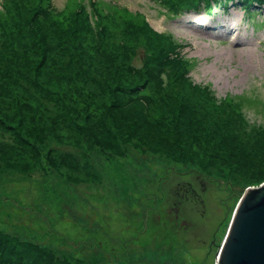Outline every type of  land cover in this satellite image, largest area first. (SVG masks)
Here are the masks:
<instances>
[{
    "label": "rangeland",
    "instance_id": "1",
    "mask_svg": "<svg viewBox=\"0 0 264 264\" xmlns=\"http://www.w3.org/2000/svg\"><path fill=\"white\" fill-rule=\"evenodd\" d=\"M91 1L85 2L88 9ZM75 2L81 1L53 0V5L63 9ZM99 3L142 15L158 33L177 41L172 50L163 37L170 61L174 56L190 63L186 78L175 79L173 64L160 67L147 44L126 40L133 50L126 59L130 72L123 68L110 90L133 97L120 101L98 86L100 72H108L104 51L92 49L93 59L84 53L82 68L59 85L57 99L76 98L71 102L77 112L81 91L85 111L64 125L106 142L100 127L106 105L126 116L132 100L143 110L134 122L136 135L119 156L90 147V141L80 145L74 135L75 144L62 143L51 157L43 153L44 168L29 165L21 172L0 163V230L44 247L59 264H216L241 194L264 182L248 185L241 178L246 167L264 171V3L245 7L241 0H223L210 11L187 6L175 17L161 0ZM106 46L110 60L112 45ZM143 65L142 73L152 70L150 81L137 76ZM76 73L83 76L78 75L80 86ZM135 86L140 91L134 95L129 90ZM179 95L192 104L178 115L173 108ZM217 117L225 122L216 124ZM257 151L259 158L253 156Z\"/></svg>",
    "mask_w": 264,
    "mask_h": 264
},
{
    "label": "trees",
    "instance_id": "2",
    "mask_svg": "<svg viewBox=\"0 0 264 264\" xmlns=\"http://www.w3.org/2000/svg\"><path fill=\"white\" fill-rule=\"evenodd\" d=\"M79 1L81 2H75V7L68 5L63 9H57L53 5V0H4V10H0V133L3 134H0V138L5 137L9 141L0 144V163H4L7 169L22 172L26 171L29 165L32 168L34 166L44 168L45 165L40 162L41 158L48 154H51L50 157L56 155L62 143L75 144L74 135L78 137L76 140H80V145H86V141H90V147L102 146L110 155L119 156L125 151L131 137L136 135L134 122L142 119L143 114L140 111L143 110L139 109L138 105L131 104L132 100L127 104H130L134 111L131 110V115L126 116H122L118 111L110 112V105H106L107 109L102 115L103 123L100 126L104 127L103 136L106 142L97 141L89 132L77 130L75 126L69 129L64 125L65 122H70V119L83 118L85 111L83 101L86 97L80 93L81 91L77 97L79 103L77 112L75 104L71 102H77L76 98L64 102L57 99L59 85L67 82L65 78H70L72 70L76 72L82 68L80 60L84 53L87 54L85 58L93 59L92 49L95 48L97 53H101V49L104 51L102 61L108 63V72H100L102 79L97 81L98 86L107 91L110 97L116 96L120 101H127L133 97L121 91L114 96L110 90L123 68L129 71L126 59L131 58L133 50L126 40L147 44L153 57L157 55L151 59L161 61L160 67L173 64V69L176 70L175 79L186 78L185 66H189L190 63L183 60L175 61L174 56L173 61H170L172 53L170 54L165 46L163 37L171 40L172 50L179 46L170 35L158 33L142 15L132 14L128 10L122 13L107 10L99 0H92V6L88 9L89 4L85 3L87 0ZM220 1L223 0H161L167 5L165 7L172 17L179 15L187 6L210 11ZM241 2L243 6L248 7L254 2L262 4L264 0ZM120 38H123L122 42L119 41ZM106 42L112 45L110 60L106 58ZM144 65L137 76L146 69ZM181 65L184 66L182 69ZM40 72L47 79L40 80ZM78 75L82 76L80 73L73 76L76 78L75 84L80 86L81 79ZM150 75L152 70L146 74L142 73L141 78L146 77L150 81ZM52 83L58 89L55 92L49 89V85L53 86ZM181 83L190 86L188 81ZM129 91L135 95L139 93L140 88L135 86ZM64 104L65 108L61 106ZM191 104L186 96L179 95L175 97L173 109L178 115L183 114L184 109L191 107ZM139 114H142L140 119ZM162 118L165 120L166 117ZM146 122L147 118L141 123L145 125ZM223 122L225 120L217 117L216 124L221 125ZM234 122L236 121L231 120L232 125ZM205 125L206 136L209 137L212 133L208 130L207 122ZM212 128L210 126V129ZM92 129H94L92 132L97 130ZM139 142L145 143L142 139ZM44 152L46 154L43 156ZM253 156L261 157L262 151H257ZM47 163L56 167L53 161ZM71 167L76 169L74 166ZM258 170L246 167L243 170L244 174L241 172V178L248 185L257 184L259 180L264 179V171L260 173ZM56 261L62 262L56 260L54 255L51 256L44 247L0 230V264H59Z\"/></svg>",
    "mask_w": 264,
    "mask_h": 264
},
{
    "label": "water",
    "instance_id": "3",
    "mask_svg": "<svg viewBox=\"0 0 264 264\" xmlns=\"http://www.w3.org/2000/svg\"><path fill=\"white\" fill-rule=\"evenodd\" d=\"M216 264H264V182L239 199Z\"/></svg>",
    "mask_w": 264,
    "mask_h": 264
}]
</instances>
